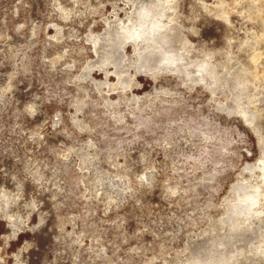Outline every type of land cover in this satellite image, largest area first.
<instances>
[{"label":"rangeland","instance_id":"1","mask_svg":"<svg viewBox=\"0 0 264 264\" xmlns=\"http://www.w3.org/2000/svg\"><path fill=\"white\" fill-rule=\"evenodd\" d=\"M173 4L192 55L264 108V4ZM126 11L124 0H0V264H264L259 168L258 216L232 210L264 158V115L256 126L214 110L205 88L172 76L104 83L114 68L94 62L91 39ZM155 86L176 93L148 95Z\"/></svg>","mask_w":264,"mask_h":264},{"label":"bare ground","instance_id":"2","mask_svg":"<svg viewBox=\"0 0 264 264\" xmlns=\"http://www.w3.org/2000/svg\"><path fill=\"white\" fill-rule=\"evenodd\" d=\"M124 1L128 4L129 10L126 11V21L119 19V22L114 26L108 25V28H105L103 34L99 35L98 38L91 39L94 62L100 66L102 63L103 65L110 64L114 68L111 72L105 68L106 81L104 83L110 85L108 76L111 74L117 78V87L124 89L131 88L132 82L136 81L135 77L138 75L148 76L154 81L163 76H172L183 81L191 89L198 86L205 88L214 100H208L214 110H224L230 115L231 113H237L243 121L251 125L255 123L258 126L257 124L260 123V119L264 115L263 105L254 97L255 93H251L245 99H241V95L237 94V91L244 89L247 84H243L235 77L232 78L229 70L226 71L225 79L223 77L218 78L215 63L213 64L209 59L200 60L192 55L189 49L191 46L188 47L185 42L183 28H179L177 18L174 17L175 7L173 3L176 0ZM260 2L264 4V0H260ZM217 7L216 4L211 9L216 10L219 14H226L231 11L228 5L219 9ZM128 47L131 48V52H129ZM233 63L235 64L234 61ZM227 77L229 79L231 77L233 81L235 80L227 88L230 90L229 95L224 90L225 83L229 80ZM156 91L176 93L174 89L168 86L161 88L155 86L149 91L148 95H152ZM220 95H225L227 100H222ZM132 97L138 100V97L134 95ZM213 102L216 103L212 104ZM224 105L227 107L222 108ZM254 129V131H258L257 127ZM258 132L260 133V131ZM262 135L260 136L262 137ZM260 162L261 164L258 166L246 167L251 175L245 177L247 179L244 181L247 180V182L241 184L242 193H237V199L235 198L237 202L235 201V206L232 207L235 215H242L247 220L257 217L259 214L258 209L256 210L254 207L259 202V195L261 194L259 188L261 187L260 183L255 179L253 180V178L256 175V172H254L256 167L261 170L264 178V158ZM251 234L253 233L251 232ZM250 235L247 237H250ZM243 243L245 244L244 241ZM216 245H222V240L217 239L209 246H204L201 253H203L202 251H208L211 247L215 248ZM231 258L233 257L225 258V256L218 255L217 259L213 260L212 263L210 262V264H230L228 262ZM200 262L203 264V261Z\"/></svg>","mask_w":264,"mask_h":264}]
</instances>
